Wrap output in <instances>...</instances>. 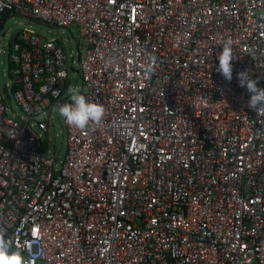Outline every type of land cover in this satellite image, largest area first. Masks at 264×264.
Returning a JSON list of instances; mask_svg holds the SVG:
<instances>
[{
  "label": "built area",
  "instance_id": "2783aa9c",
  "mask_svg": "<svg viewBox=\"0 0 264 264\" xmlns=\"http://www.w3.org/2000/svg\"><path fill=\"white\" fill-rule=\"evenodd\" d=\"M5 11L77 27L81 94L105 109L83 130L63 120L59 167L43 139L71 103L73 67L60 37L17 33L5 84L22 116L0 81L12 250L29 264H264V112L237 79L264 88V0H0ZM226 40L230 82L217 71Z\"/></svg>",
  "mask_w": 264,
  "mask_h": 264
},
{
  "label": "rangeland",
  "instance_id": "374dc122",
  "mask_svg": "<svg viewBox=\"0 0 264 264\" xmlns=\"http://www.w3.org/2000/svg\"><path fill=\"white\" fill-rule=\"evenodd\" d=\"M21 23H24L23 25ZM26 27H32L38 35L44 38V40H51L54 38H61L64 44L65 50L69 56V63L73 67L71 71L70 83L71 86H76L82 89L83 78L82 73L79 70V57L84 56L83 42L79 38V29L75 26L70 28H56L47 24L41 23L36 20L28 21L22 17L10 16L8 17L2 26H0V40L4 44V52L0 54V81L3 86L6 82H9L8 77L9 61H8V45L13 43L11 36L15 31L20 32ZM17 32V33H18ZM65 97H70L68 90ZM10 112H16L18 116H22L24 113L22 109L17 105L13 95H10L8 100ZM51 123L48 134L44 136L43 147L45 152H50L56 155L57 165L60 167L61 162L65 159L67 152L68 135L63 124V119L58 115V107L51 113Z\"/></svg>",
  "mask_w": 264,
  "mask_h": 264
},
{
  "label": "clouds",
  "instance_id": "9594fccd",
  "mask_svg": "<svg viewBox=\"0 0 264 264\" xmlns=\"http://www.w3.org/2000/svg\"><path fill=\"white\" fill-rule=\"evenodd\" d=\"M232 41L226 40L223 43L222 51L218 54L217 71L226 81L232 80L233 60L235 59ZM154 63V60H153ZM151 72V66L146 70ZM237 79L241 87H245L250 93L248 107L255 112H264V88L257 87V81L250 78L247 72L237 74ZM71 103H63L58 106V115L70 127L85 129L92 122L99 123L104 115L103 105L90 102L83 94L81 89L71 86L68 89ZM0 264H29V261L19 251L11 249V245L5 238V231L0 228Z\"/></svg>",
  "mask_w": 264,
  "mask_h": 264
},
{
  "label": "water",
  "instance_id": "95a60500",
  "mask_svg": "<svg viewBox=\"0 0 264 264\" xmlns=\"http://www.w3.org/2000/svg\"><path fill=\"white\" fill-rule=\"evenodd\" d=\"M7 15H8V12H6V11L3 12V13L0 15V26H1V21L5 20V18H6ZM17 32H18V31H15V33L13 34V37H12L11 41H14V40H15V37H16V35H17ZM3 92H4V94H5L6 99L9 100V99H10V96H9V94H8V92H7V86H6V84L3 85ZM61 104H63V103L60 102L59 105H61Z\"/></svg>",
  "mask_w": 264,
  "mask_h": 264
}]
</instances>
